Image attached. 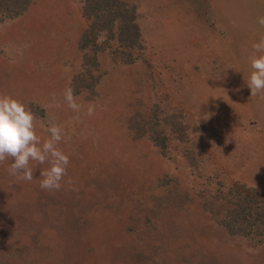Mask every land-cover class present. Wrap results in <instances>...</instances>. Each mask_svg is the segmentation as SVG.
Instances as JSON below:
<instances>
[{
    "label": "rangeland",
    "instance_id": "obj_1",
    "mask_svg": "<svg viewBox=\"0 0 264 264\" xmlns=\"http://www.w3.org/2000/svg\"><path fill=\"white\" fill-rule=\"evenodd\" d=\"M122 1L138 42L88 32L83 0L0 23V95L41 141L60 125L69 157L59 190L40 187L47 163L32 181L0 163V264H264V241L223 225L239 191L264 193V100L246 82L264 0Z\"/></svg>",
    "mask_w": 264,
    "mask_h": 264
},
{
    "label": "clouds",
    "instance_id": "obj_2",
    "mask_svg": "<svg viewBox=\"0 0 264 264\" xmlns=\"http://www.w3.org/2000/svg\"><path fill=\"white\" fill-rule=\"evenodd\" d=\"M257 22L264 27V16L258 17ZM252 48L253 52L249 57L251 72L246 82L251 96H259V99L264 100V36ZM63 95L68 107L79 112L81 105L76 103L74 89L67 87ZM93 113L94 106L90 105L88 115ZM35 120L30 108L22 101L9 95H0V163L10 158L12 163L9 173L26 181L33 180L30 161L47 163L49 167L40 172L43 177L40 187L59 190L69 165L68 155L58 147L63 129L55 122L50 123L47 128L50 137L41 141L36 134Z\"/></svg>",
    "mask_w": 264,
    "mask_h": 264
},
{
    "label": "trees",
    "instance_id": "obj_3",
    "mask_svg": "<svg viewBox=\"0 0 264 264\" xmlns=\"http://www.w3.org/2000/svg\"><path fill=\"white\" fill-rule=\"evenodd\" d=\"M31 2L32 0H0V23L23 15ZM83 12L89 21L88 32L97 30L113 34L115 29L119 39L126 44L140 40L135 12L122 0H83ZM223 223L231 233L242 234L262 243L264 193L247 189L239 191Z\"/></svg>",
    "mask_w": 264,
    "mask_h": 264
}]
</instances>
